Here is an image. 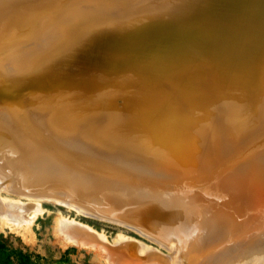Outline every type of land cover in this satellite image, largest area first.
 I'll return each mask as SVG.
<instances>
[{"label": "water", "instance_id": "water-1", "mask_svg": "<svg viewBox=\"0 0 264 264\" xmlns=\"http://www.w3.org/2000/svg\"><path fill=\"white\" fill-rule=\"evenodd\" d=\"M0 110L77 172L264 218V0H0Z\"/></svg>", "mask_w": 264, "mask_h": 264}, {"label": "rangeland", "instance_id": "rangeland-1", "mask_svg": "<svg viewBox=\"0 0 264 264\" xmlns=\"http://www.w3.org/2000/svg\"><path fill=\"white\" fill-rule=\"evenodd\" d=\"M48 167L47 170L40 169L47 176L45 187H40L42 190L37 188L39 192L36 191L37 189L27 192L26 189V191L18 187L15 189L16 186L13 188L11 180L5 178V171L0 166V211L6 208L5 212H0V264H53L56 262L65 264H183V261H190V258L201 260L206 254L203 251L206 248L213 257L219 246H225L222 242L216 247L213 245L210 249V245L205 243L207 236L214 228H211L207 222L216 218L215 215H218L216 210L213 211L214 215L211 211L205 212L204 215L196 211L193 215L198 218V221H195L196 218L189 214L187 218L192 219L191 222L179 221L177 232L182 229L184 233L196 234L193 240L189 241L190 238L186 237L185 240L174 241L170 238L168 241L152 233L155 238L153 239L146 232L144 235L143 231V233L139 231L140 228L146 227L145 222L148 221L144 209L148 202L171 195L119 187L128 193V195L118 194V196L130 203L129 216L124 215L116 206L113 195L105 198L107 206L103 208V212L97 213L88 204L75 197H68L66 194L72 192L68 188H72L75 183L85 187L88 182L99 179L77 172L68 165H58L56 167L58 172H55L51 166ZM55 173L68 175L67 188L59 186L54 181ZM131 197L136 201L133 207ZM173 197L178 205L192 199ZM193 201L197 207H201V200L194 199ZM2 205H6L4 209ZM214 205L216 209H221V204L214 203ZM21 206L26 207L27 210L24 211ZM7 208L10 209L7 210ZM11 209L16 213L11 214ZM21 211L22 214H20ZM132 216L143 221H137L136 224ZM200 220L204 222L200 223ZM204 223H207L206 227H202ZM200 228L203 234L197 231ZM183 253L184 256L187 254L190 258H181ZM253 257L255 261L250 262L251 264L264 262V252H259ZM240 261L239 257L232 263L240 264Z\"/></svg>", "mask_w": 264, "mask_h": 264}, {"label": "bare ground", "instance_id": "bare-ground-1", "mask_svg": "<svg viewBox=\"0 0 264 264\" xmlns=\"http://www.w3.org/2000/svg\"><path fill=\"white\" fill-rule=\"evenodd\" d=\"M50 153L53 152H51L39 139L33 137L22 125L16 123L7 113L0 110V166L1 169L5 171V178L11 180L13 184V186L12 184L11 186L13 188L16 186L15 189L18 187L19 189H26L27 192L28 190H34L40 187L44 188L47 176L45 175L46 173H42L40 169L47 170L49 168L48 166H51L55 172H58L56 168L58 165H67L57 154V156L54 157ZM55 174L54 181H56L59 186L67 188L66 180L69 179L68 175L60 173ZM72 188H68L71 189L72 192L66 194V196L71 198L75 197L76 199L83 201V203L88 204L90 208L97 213L103 212V208L107 206L105 198L113 195L116 200V206L121 209L123 214H128V216L130 214V211L128 210L130 203L125 201L123 197L118 196V194L128 195L127 191L121 190L115 185L101 180H92L88 182L85 187H81L79 184L75 183ZM59 189L61 190V188ZM36 191H38V189ZM63 194L65 193L63 192ZM193 200L194 199H190L184 204L178 205L174 197L169 196L164 199H155L148 202L144 209L147 214L146 216H148V221H144L146 227L138 228L139 231H143L144 235L146 232L151 235L153 239L155 238L152 233H155L157 234L156 237L168 241L170 238L174 241H180V239L185 240L186 237H189L190 241L193 240L196 234L184 233L182 229L177 232L179 221L183 220L191 222L192 219L187 218V215L189 214L196 218L195 215H193L196 211L198 214L203 215L205 212L208 213L211 211L214 215L213 211L216 210L218 213V215H215L216 218H213L212 216L211 218L213 219L207 222L211 228H214L207 236L205 243L210 245V249L213 245L216 247L222 242L225 246H219L217 253H215L213 257L208 253V248L204 249L203 251L206 254L203 255L201 260L199 258L194 260V258L187 256V254L184 256L183 253L181 258H190V261L188 260L189 262L183 261V264H233V260L239 257L241 259L240 264H251L250 262L255 261V258L253 257L254 255L259 252H264V218L257 219L230 232L231 219L227 211L216 209L214 203H206L203 201H201V207H197ZM36 203L39 204V202ZM135 203V199L131 197L132 207ZM56 204L58 203L56 202ZM9 205L13 207L12 204ZM5 206H3V209ZM9 209L10 208H7V210ZM22 209L25 211L26 207H22ZM5 210L2 211L5 212ZM11 210L10 212L12 214L13 210ZM20 214H22V211ZM133 216L132 218L136 220V224L137 221H143ZM16 218H18V216ZM21 218L22 217H20V219ZM197 219L198 218H196L195 221ZM17 220H19V218ZM202 222H204V220H200V223ZM207 223H204L202 227H206ZM201 229L202 228L197 231H201L203 234ZM262 264H264V262Z\"/></svg>", "mask_w": 264, "mask_h": 264}, {"label": "crops", "instance_id": "crops-1", "mask_svg": "<svg viewBox=\"0 0 264 264\" xmlns=\"http://www.w3.org/2000/svg\"><path fill=\"white\" fill-rule=\"evenodd\" d=\"M53 264H65V263H62V262H56V263H53Z\"/></svg>", "mask_w": 264, "mask_h": 264}]
</instances>
